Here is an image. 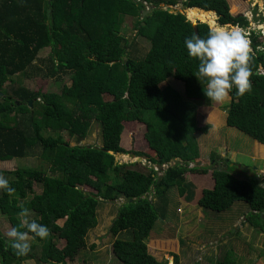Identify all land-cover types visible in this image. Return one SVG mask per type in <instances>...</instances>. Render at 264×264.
<instances>
[{"label":"trees","instance_id":"obj_1","mask_svg":"<svg viewBox=\"0 0 264 264\" xmlns=\"http://www.w3.org/2000/svg\"><path fill=\"white\" fill-rule=\"evenodd\" d=\"M179 1H0V162L34 156L50 173L41 166L2 172L0 213L15 233L13 240L0 234L2 264L35 258L50 264L74 260L85 248L88 231L97 226L100 201L120 197L124 203L108 229L116 237L111 245L115 259L119 264H161L149 254L145 239L158 219L165 218L168 203L161 198L172 188L183 197L184 176L196 170L188 168L200 155L195 135L208 130L197 126L196 107L208 104L207 86L213 77L230 98L226 126L264 146V38L251 31L250 51L216 39L211 28L216 16L219 27L227 31L233 27L224 25L248 27L243 13L230 12L228 0L181 1L189 8L188 19L197 20L196 14L204 19L196 26L197 35L184 14L154 9L140 15L143 3L175 6ZM244 1L234 0L237 12L246 11ZM128 17L138 18L134 28L150 44L142 59L130 57L132 45L119 35ZM46 48L50 64L45 76L69 74L71 84L63 85L59 94L44 95L40 102L39 92L14 86L16 76H27ZM170 79L182 84V94L170 85L160 88ZM104 95L112 100L105 101ZM91 120L100 126L101 147L70 146L60 135L67 131L81 141ZM125 122L144 126L146 148L154 153L133 150L134 155L152 165L181 163L166 168L158 183L155 171L135 170L139 163H115L111 153H131L123 147ZM47 130L56 136L45 135ZM259 151L264 153V147ZM211 177L213 188L201 190L197 205L213 214L243 203L251 219L261 220L264 231V177L237 179L228 166L212 169ZM35 185L41 186L40 193H35ZM82 186L95 193H84L78 188ZM151 193L159 204L148 199ZM29 212L33 220L21 227L18 217ZM124 233L126 237L118 238ZM24 234L33 238L32 247L20 244ZM55 240L64 245L56 247ZM226 261L217 264H233Z\"/></svg>","mask_w":264,"mask_h":264},{"label":"rangeland","instance_id":"obj_2","mask_svg":"<svg viewBox=\"0 0 264 264\" xmlns=\"http://www.w3.org/2000/svg\"><path fill=\"white\" fill-rule=\"evenodd\" d=\"M181 1L183 0H180L177 5V12L184 14L186 18L185 9ZM228 1L231 6L230 12L233 15L243 13L247 19L248 27H236L238 32L227 28L228 41H224L216 31V28L219 27L216 18V25L211 27L216 31V39L223 41L229 46L243 48L247 45L249 46L248 36L251 31L259 33L264 38V0H245L247 8L245 12L241 13L237 12L238 7L234 0ZM143 5L144 8L141 12L146 9V3H143ZM137 19L126 18L120 27L119 35L128 39L132 45L128 50L130 57L142 59L150 44L147 39L137 34V30L134 28V23ZM187 21L189 20L187 19ZM197 22L203 23L200 21L195 23ZM224 26L232 27L230 25ZM147 32L150 34L151 30ZM49 53V48L40 51L34 61V69H27V76L17 75L16 85L14 86V88L21 86L30 91L39 92L41 97L37 101L40 102H43L44 95L59 94L63 85L69 86L71 84L69 74L58 75L57 77L60 76L59 78L45 76L50 64ZM217 81L213 77L208 83L207 89L211 92L208 104L204 106L200 103L196 107L195 118L197 126L208 127L205 134L197 133L195 135L197 149L200 153L198 162L188 164L189 169L195 168L198 170L185 174V182L183 184L185 194L183 197H180L178 192L172 188L164 195V198H161L163 202L168 203L165 218L163 220L158 219L149 237L145 239L149 254L161 264H217L223 259H227L225 263L233 264H264V231L263 228L261 229L262 222L258 219H251V212L247 205L235 202L230 209L220 213H213V215L202 210L196 202L201 190L213 188L211 171L214 168L225 169L228 166L237 179H247L251 176L264 177V153L257 149L256 141L235 128L226 126L225 109L230 100L223 86L218 84L219 82ZM166 85H170L181 94L183 93L182 84L174 79L162 83L160 88H164ZM4 89L9 91L8 85H5ZM104 100L111 101L112 97L104 95ZM123 127L126 141L123 145L125 150L131 151V153H133V150H137L140 153L154 154L146 148L148 146L144 140L145 128L142 124L125 122ZM24 131L26 134L32 132L31 130ZM44 134L56 136V133L48 130ZM60 135L70 146L78 144L81 146L101 147L102 145L100 126L94 120H91L86 136L81 141H78L76 137L67 131L61 132ZM36 147L39 148L38 145ZM113 156L117 164L134 163L128 157L122 159L120 156ZM173 165L174 163L171 162L164 166H157L155 170L156 177L162 176L166 168ZM38 166H41L42 170L50 174L47 171L46 163L34 156L0 162V180L4 171ZM149 166L150 163L146 161L136 164L134 168L142 171L143 167L149 168ZM48 169L50 170V168ZM142 172H145V170ZM261 185L264 187V184ZM78 188L84 193H95L94 190L86 186ZM34 191L35 193H40L41 186L35 185ZM30 197L31 195H28L27 200ZM147 197L152 202L159 204L158 197L152 196V193L148 194ZM122 203H124V199L121 197L116 202L100 201L96 209L97 226L86 234L85 248L76 255L74 260L67 259L66 264H119L112 253L111 247L116 237L112 236L108 229ZM30 220H33V218L28 213L18 217L21 227H25ZM0 234L8 238V240H13L15 236L6 216L2 213H0ZM124 237H126L125 233L118 238ZM33 243L35 242L27 235H24L22 240H20V244L26 248L32 247ZM54 244L56 247L61 248L64 242L55 240ZM0 264H2L1 259ZM10 264H16V262L12 261ZM21 264L50 263H40L35 258L24 261Z\"/></svg>","mask_w":264,"mask_h":264},{"label":"bare ground","instance_id":"obj_3","mask_svg":"<svg viewBox=\"0 0 264 264\" xmlns=\"http://www.w3.org/2000/svg\"><path fill=\"white\" fill-rule=\"evenodd\" d=\"M134 2H140V0H133ZM178 5V4H177ZM177 5H175V6H171V5H165V4H159L158 6H155V5H152V4H146L145 6H146V9H149L148 7L149 6H152L153 7V9L152 10H154V9H158V8H160L161 6L162 7H168V6H171V7H176L177 8ZM161 7V8H162ZM184 7V9H185V15H186V18L188 19V16H189V10H187V9H189V8H186L185 6H183ZM163 9V8H162ZM151 10V9H150ZM151 10V11H152ZM163 11H164V9H163ZM214 14L216 15V13L214 12ZM245 17V16H244ZM196 18H197V20L196 19H194V20H190V19H188L189 21H191V22H193V23H195L196 21H200V20H204L201 16H199L198 14H196ZM216 18H217V16H216ZM200 22H203V23H205L204 21H200ZM209 25V24H208ZM216 25V24H215ZM222 27V26H221ZM216 31H217V33H218V35H219V37H221V39H223L224 41H228V35L227 34H225V33H223V30H222V28H216ZM219 40V39H218ZM230 40V39H229ZM232 40V39H231ZM231 43V42H230ZM232 47V46H231ZM233 48H238V47H233ZM244 49H246L247 50V48H249L248 46H246V47H243ZM248 51H250V50H248ZM30 102V101H29ZM29 102H28V105H29ZM31 104H32V102H31ZM31 106V105H30ZM112 155H117V156H120V158H122V159H126V157H128V159H130V161L131 162H134V163H143V162H146V159H144V158H142V157H139V156H136V155H134L133 153H128V154H113V153H111ZM130 154H132L133 155V157L132 158H130L129 157V155ZM139 159V160H138ZM174 161H177V164H179L180 163V161L179 160H174ZM174 161H173V163H174ZM177 164H175L174 163V165H177ZM158 165H152V164H150V166H149V169H151V170H153V171H155L156 170V167H157ZM164 166V165H163ZM158 167H160V166H158ZM158 177H160V179H161V177L162 176H158ZM158 177H157V179H158ZM160 181V180H159ZM156 183H157V181H156ZM113 202H116V201H113Z\"/></svg>","mask_w":264,"mask_h":264},{"label":"water","instance_id":"obj_4","mask_svg":"<svg viewBox=\"0 0 264 264\" xmlns=\"http://www.w3.org/2000/svg\"><path fill=\"white\" fill-rule=\"evenodd\" d=\"M52 0H47V3L48 4H50V2H51ZM162 7V6H161ZM158 8L157 10H159V11H163V9H164V11H166V12H168L169 14H176V13H179V12H177L178 10H177V8L176 7H171V6H168V7H162V8ZM149 9H145L144 11H142L141 12V16L142 17H145L148 13H150V11L153 9V7L152 6H149L148 7ZM151 9V10H150ZM50 13H51V10L50 9H48L47 10V12H46V16L49 18L50 17ZM237 16H242L241 14H238ZM51 22H52V20H51ZM191 24H192V26H193V28H194V32H195V34L197 35V32H196V26H197V24L199 23V22H197V23H193V22H191V21H189ZM142 25H143V23H142ZM31 105V101L29 102V106ZM129 157L130 158H132L133 157V155L132 154H130L129 155ZM139 160V159H138ZM174 163L175 164H177V161H174ZM159 180H160V177H158V179H157V183L159 182Z\"/></svg>","mask_w":264,"mask_h":264},{"label":"crops","instance_id":"obj_5","mask_svg":"<svg viewBox=\"0 0 264 264\" xmlns=\"http://www.w3.org/2000/svg\"><path fill=\"white\" fill-rule=\"evenodd\" d=\"M232 27H233V26H232ZM222 42H223V41H222ZM247 46H248V45H247ZM248 47H249V46H248ZM247 50H250V47H249V49H247ZM218 82H219V81H218ZM218 84H219V83H218ZM220 86H221V85H220ZM223 88H224V87H223ZM225 92H226V91H225ZM227 96H228V94H227ZM228 97H229V96H228ZM229 100H230V98H229ZM225 110H226V109H225ZM225 115H226V111H225ZM225 119H226V117H225ZM256 144H257L256 147H257L258 150H260L261 147H264L263 145L259 144L258 142H256ZM28 214H30V212H29ZM24 235H26V234H24ZM24 235H23V236H24ZM23 236H22V237H23ZM27 236H29V235H27ZM30 237H31V236H30ZM31 238H32V237H31ZM32 240H33V238H32ZM26 261H27V260H26Z\"/></svg>","mask_w":264,"mask_h":264},{"label":"flooded vegetation","instance_id":"obj_6","mask_svg":"<svg viewBox=\"0 0 264 264\" xmlns=\"http://www.w3.org/2000/svg\"><path fill=\"white\" fill-rule=\"evenodd\" d=\"M207 23H211V21H208ZM217 28H222V27H217ZM233 29H234L236 32H238V28L233 27ZM222 30H223V33L228 34V31H227V30H225L224 28H222ZM229 33H231V32H229ZM229 35H230V34H229Z\"/></svg>","mask_w":264,"mask_h":264}]
</instances>
